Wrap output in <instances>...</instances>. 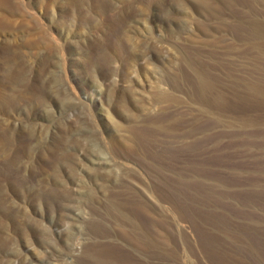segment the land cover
Listing matches in <instances>:
<instances>
[{"label":"rangeland","instance_id":"rangeland-1","mask_svg":"<svg viewBox=\"0 0 264 264\" xmlns=\"http://www.w3.org/2000/svg\"><path fill=\"white\" fill-rule=\"evenodd\" d=\"M0 264H264V0H0Z\"/></svg>","mask_w":264,"mask_h":264}]
</instances>
